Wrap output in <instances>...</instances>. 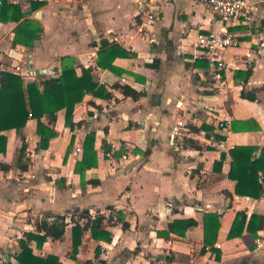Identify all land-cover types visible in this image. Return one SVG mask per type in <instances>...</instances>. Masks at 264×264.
<instances>
[{
	"label": "crops",
	"instance_id": "obj_1",
	"mask_svg": "<svg viewBox=\"0 0 264 264\" xmlns=\"http://www.w3.org/2000/svg\"><path fill=\"white\" fill-rule=\"evenodd\" d=\"M149 1L158 5L159 12L146 28L137 0H88L81 6L55 4L26 10L25 17L38 20L42 27L33 47L13 45L16 23L0 22V70L30 61L32 77L22 78L25 85L42 75L56 76L64 62L78 73L91 66L97 83L112 95L107 100L85 95L73 111V122L83 123L73 130L64 125V111H59L52 126L56 136L47 149H35L39 137L33 118L20 130L1 132L6 146L0 153V264H18V239L33 230L36 217L68 216L84 209L103 214L107 207L123 214L129 224L123 229L120 222L104 217L102 227L111 233L109 242L94 241L88 232L73 259L68 225L61 239L48 238L41 247L31 242L32 252L56 255L63 264H264V226L256 237L247 231L227 237L237 211L264 215V195H239L237 190L257 193V189L239 186L228 177L230 149L255 146L253 156L258 157L264 147V6L260 0H246L250 20L226 25L239 44L227 50L225 59L248 50L254 58L247 80L241 77L247 68L240 65L227 73L225 91L214 95L205 62L193 57L194 43L197 34L219 32L222 24L195 0H145ZM100 37L135 53L114 59L121 75L96 66L97 47L92 42L98 44ZM153 59L159 60L156 69L146 66ZM123 84L145 94L137 100L125 97ZM221 103L231 115L225 151L173 137L178 121L189 122L192 117L195 130L209 126L204 130L221 137L224 132L210 123L213 106ZM89 130L95 131L97 166L85 171L84 180L98 179L97 185H82L74 172ZM21 136L26 144L22 168L18 166ZM72 136L74 145L63 162ZM103 144L113 150L112 163ZM76 146L81 148L78 153ZM123 153L126 160L120 159ZM221 153L224 159L216 169L214 162ZM205 212L220 214V226L213 247L200 252ZM183 219H193L196 225L183 235L158 236L157 231L168 229L169 222Z\"/></svg>",
	"mask_w": 264,
	"mask_h": 264
},
{
	"label": "trees",
	"instance_id": "obj_2",
	"mask_svg": "<svg viewBox=\"0 0 264 264\" xmlns=\"http://www.w3.org/2000/svg\"><path fill=\"white\" fill-rule=\"evenodd\" d=\"M43 6L42 3H33L32 9ZM0 22H14L12 44H21L26 47H33L34 41L39 39L42 27L38 20L26 18L21 7L8 0H0ZM97 47L96 66L109 70L111 72L122 74V70L114 66L113 61L118 57H134L135 53L123 48L119 44L108 41L100 37L98 44L92 42ZM159 60L153 59L147 63V67L156 69ZM204 65V64H203ZM204 67H207L206 63ZM93 67H81L79 73L75 66L64 62L61 70L56 76H41L37 82L23 84L22 77L9 70H0V153L5 151L6 137L1 134L8 129H22L29 118L36 120V134L39 140L36 150L47 149L51 138L56 136L53 124L56 123L59 111H64V125L70 130L81 126L83 121L73 122V111L83 97L87 94L100 99H110L112 97L103 84L97 83L92 74ZM238 74V71H235ZM251 74V68L241 72L243 80H247ZM122 92L125 97H131L137 100L145 94L144 91L123 84ZM242 96L243 93H241ZM251 98V97H250ZM209 129V126H201ZM192 130H195L191 126ZM22 137V144L19 149L18 166L23 167L22 163L26 144ZM74 136L71 137L66 149L63 162L74 145ZM95 131L89 130L82 141V155L74 166V172L80 175L82 185L90 183L97 185L98 179L84 180L85 171L97 166V153L94 149ZM187 145L200 149V146L191 140H186ZM105 147L109 151L110 147ZM258 148L255 146H235L229 150L231 156L230 170L228 177L235 180L236 184L246 188L257 189V193L237 190L239 195H250L255 198L264 195V147L261 149L258 157L253 153ZM148 150H146V153ZM224 159L221 153L220 160L214 162V168L219 166ZM230 201L231 197L230 196ZM108 209L111 207H107ZM104 216L98 214L91 218L88 210L84 209L76 213H71L68 217L65 214L44 213L42 217L34 219V228L30 231H24L22 238L18 239L20 251L15 254V260L18 264H63L62 261L53 254L46 256L35 255L30 246L34 242L37 247H41L49 238L52 240L61 239L68 227L71 230V251L72 258L78 252V247L85 239L86 233L94 241L111 240V233L102 227ZM220 214L216 212H205L203 216V245L200 252H204L207 246L213 247L217 237V231L220 226ZM120 222L123 229L129 227L123 214L119 213L117 221ZM115 223V222H114ZM196 225L193 219L173 220L168 223V229L157 231L158 236L167 238L170 232L183 235L185 231ZM264 226V215L259 213L246 214L245 211H237L230 224L227 237L233 238L240 236L244 231L251 233L253 237L257 236V231ZM215 251V250H214ZM95 257L100 254L99 246L94 248ZM89 263V262H88Z\"/></svg>",
	"mask_w": 264,
	"mask_h": 264
},
{
	"label": "built area",
	"instance_id": "obj_3",
	"mask_svg": "<svg viewBox=\"0 0 264 264\" xmlns=\"http://www.w3.org/2000/svg\"><path fill=\"white\" fill-rule=\"evenodd\" d=\"M13 4H17L21 7L24 12L32 9L33 3H42L43 5H55V4H67L70 6H81L88 2V0H8ZM196 2L206 6L212 13L214 20L222 24L219 32H211L208 34H197L195 39V53L194 59L203 60L207 67L205 71L210 81V90L214 92V95L221 94L225 91L227 73L237 69L240 65L246 68L252 67V60L254 54L248 50L243 54L235 53L231 56V60L225 59L227 50L236 48L239 44L237 38L230 36L226 31V25L233 24L236 22H247L250 20V7L246 0H195ZM140 12L139 17L142 20V25L146 28L147 25L152 24L158 16L159 8L156 3L145 0H137ZM264 6V0H260ZM148 42H153L152 38H148ZM15 74L20 75L22 78L32 77V68L30 67V61L24 62L23 66L18 64L12 65L6 68ZM51 76H55L51 74ZM121 82H125L124 78L120 79ZM213 115L211 116L210 123L218 131L224 132L221 137H217L214 130L197 129L192 130L191 126L196 122V118H190L189 122L178 121L177 126L173 128V137L183 143L184 138H190L196 140L200 145L211 146L219 151H225L227 149L224 137L230 128L231 115L225 110L223 104H216L212 108ZM124 149L127 151L128 146L125 145ZM75 152L81 151L80 146L75 147ZM106 158L112 163L113 161V150H109L106 153ZM128 156L123 153L120 159L126 160ZM91 218L101 214L95 210L89 211ZM105 219L110 220L112 223L117 221V212L112 209L106 210L102 214ZM67 216V220L68 217ZM41 218V217H40Z\"/></svg>",
	"mask_w": 264,
	"mask_h": 264
},
{
	"label": "rangeland",
	"instance_id": "obj_4",
	"mask_svg": "<svg viewBox=\"0 0 264 264\" xmlns=\"http://www.w3.org/2000/svg\"><path fill=\"white\" fill-rule=\"evenodd\" d=\"M58 51V50H57ZM87 247V245L85 246V248ZM87 250V249H86ZM70 252L71 251H67L66 252V255H68V257L70 256ZM70 257H72V256H70ZM91 263H95V264H99L97 261H94V262H91Z\"/></svg>",
	"mask_w": 264,
	"mask_h": 264
},
{
	"label": "water",
	"instance_id": "obj_5",
	"mask_svg": "<svg viewBox=\"0 0 264 264\" xmlns=\"http://www.w3.org/2000/svg\"><path fill=\"white\" fill-rule=\"evenodd\" d=\"M39 72H41V71H39ZM39 72H37V74H39Z\"/></svg>",
	"mask_w": 264,
	"mask_h": 264
}]
</instances>
